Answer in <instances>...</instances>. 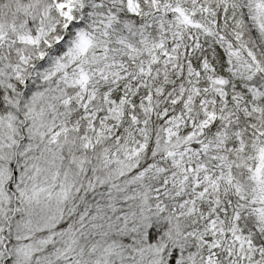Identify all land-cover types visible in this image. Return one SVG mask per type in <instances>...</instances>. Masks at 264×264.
Masks as SVG:
<instances>
[{
    "label": "snow or ice",
    "instance_id": "6c2138e0",
    "mask_svg": "<svg viewBox=\"0 0 264 264\" xmlns=\"http://www.w3.org/2000/svg\"><path fill=\"white\" fill-rule=\"evenodd\" d=\"M0 264H264V0H0Z\"/></svg>",
    "mask_w": 264,
    "mask_h": 264
}]
</instances>
